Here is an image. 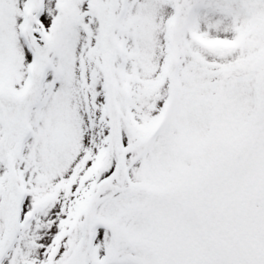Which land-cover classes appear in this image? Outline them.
Listing matches in <instances>:
<instances>
[{"label": "snow or ice", "instance_id": "snow-or-ice-1", "mask_svg": "<svg viewBox=\"0 0 264 264\" xmlns=\"http://www.w3.org/2000/svg\"><path fill=\"white\" fill-rule=\"evenodd\" d=\"M0 264H264V0H0Z\"/></svg>", "mask_w": 264, "mask_h": 264}]
</instances>
